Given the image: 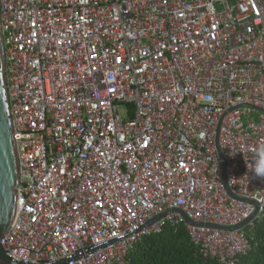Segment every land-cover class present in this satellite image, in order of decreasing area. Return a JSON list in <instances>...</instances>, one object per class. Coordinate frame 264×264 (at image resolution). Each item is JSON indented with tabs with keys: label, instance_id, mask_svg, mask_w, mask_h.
Masks as SVG:
<instances>
[{
	"label": "built area",
	"instance_id": "1",
	"mask_svg": "<svg viewBox=\"0 0 264 264\" xmlns=\"http://www.w3.org/2000/svg\"><path fill=\"white\" fill-rule=\"evenodd\" d=\"M24 264H131L184 224L240 264L264 215V0H0ZM190 227L181 210L205 225ZM0 264H3L0 262Z\"/></svg>",
	"mask_w": 264,
	"mask_h": 264
},
{
	"label": "water",
	"instance_id": "2",
	"mask_svg": "<svg viewBox=\"0 0 264 264\" xmlns=\"http://www.w3.org/2000/svg\"><path fill=\"white\" fill-rule=\"evenodd\" d=\"M4 49L0 34V241L6 235L12 226L17 209L18 198V168L15 152V143L13 141L12 126L10 121V112L7 103L5 75H4ZM226 189L230 197L239 202H245L256 206L254 215L243 224L233 228H222L216 225H205L196 223L190 220L187 215L181 210L167 211L161 216L155 218L148 223L147 227L164 220L169 214H178L182 217L185 223L194 228H206L218 231H242L245 230L251 223L255 222L260 213V207L252 201L235 197L227 186ZM0 262L3 264H24L14 262L9 258L0 246ZM69 260H62L53 264H67Z\"/></svg>",
	"mask_w": 264,
	"mask_h": 264
},
{
	"label": "trees",
	"instance_id": "3",
	"mask_svg": "<svg viewBox=\"0 0 264 264\" xmlns=\"http://www.w3.org/2000/svg\"><path fill=\"white\" fill-rule=\"evenodd\" d=\"M247 235L252 250L241 258L240 264H264V215ZM131 260V264H217L203 258L184 224L178 229L167 226L161 235L144 238L131 254Z\"/></svg>",
	"mask_w": 264,
	"mask_h": 264
},
{
	"label": "clouds",
	"instance_id": "4",
	"mask_svg": "<svg viewBox=\"0 0 264 264\" xmlns=\"http://www.w3.org/2000/svg\"><path fill=\"white\" fill-rule=\"evenodd\" d=\"M260 152H264V146H261V148L259 149ZM256 172L262 176H264V166L258 167L256 169Z\"/></svg>",
	"mask_w": 264,
	"mask_h": 264
},
{
	"label": "rangeland",
	"instance_id": "5",
	"mask_svg": "<svg viewBox=\"0 0 264 264\" xmlns=\"http://www.w3.org/2000/svg\"><path fill=\"white\" fill-rule=\"evenodd\" d=\"M249 230H247L246 232H248Z\"/></svg>",
	"mask_w": 264,
	"mask_h": 264
}]
</instances>
